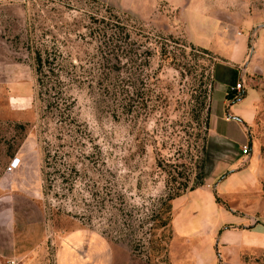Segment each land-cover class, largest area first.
Masks as SVG:
<instances>
[{"label": "rangeland", "instance_id": "rangeland-1", "mask_svg": "<svg viewBox=\"0 0 264 264\" xmlns=\"http://www.w3.org/2000/svg\"><path fill=\"white\" fill-rule=\"evenodd\" d=\"M249 7L232 63L164 9L144 20L104 0H0V196L17 157V192L46 217L35 264H192L173 200L222 179L211 174L233 150L211 139V113L243 97L230 91L243 78L260 93L250 132L264 157V0Z\"/></svg>", "mask_w": 264, "mask_h": 264}, {"label": "crops", "instance_id": "crops-1", "mask_svg": "<svg viewBox=\"0 0 264 264\" xmlns=\"http://www.w3.org/2000/svg\"><path fill=\"white\" fill-rule=\"evenodd\" d=\"M104 1L144 20L164 9L181 21L179 28L191 45L228 51L232 63L239 59L233 51L244 50L247 43L239 31L250 0ZM226 96L221 97V107L212 110L210 137L233 152L211 174L212 179L221 175L219 182L207 181L173 200V228L179 241L191 245L192 264H264V157L257 153L250 132L260 93L246 86L240 99L229 101ZM244 146L250 148L249 157L240 155ZM7 174L13 180L11 191L0 196V262L35 264L33 258L46 239V217L34 200L17 192V169ZM66 258L63 255L61 264H79L76 256Z\"/></svg>", "mask_w": 264, "mask_h": 264}, {"label": "built area", "instance_id": "built-area-1", "mask_svg": "<svg viewBox=\"0 0 264 264\" xmlns=\"http://www.w3.org/2000/svg\"><path fill=\"white\" fill-rule=\"evenodd\" d=\"M230 91L231 93H235L236 95H242V93H244L245 91V83L244 81L242 80V82H238L235 86H232L230 88ZM241 155L243 157H249L250 155V148L249 146H244L242 149H241ZM20 167V160L15 158L9 168H8V171H13V170H16ZM6 264H22L21 262L17 261L16 259H10Z\"/></svg>", "mask_w": 264, "mask_h": 264}, {"label": "water", "instance_id": "water-1", "mask_svg": "<svg viewBox=\"0 0 264 264\" xmlns=\"http://www.w3.org/2000/svg\"><path fill=\"white\" fill-rule=\"evenodd\" d=\"M261 27L264 28V25H261ZM257 30H258V29H257ZM257 30H256V31H257ZM253 53H254V48H252V53L250 54V58L253 56ZM248 65H249V64L246 63V65H245V69L248 68ZM228 116L230 117V115H228Z\"/></svg>", "mask_w": 264, "mask_h": 264}, {"label": "trees", "instance_id": "trees-1", "mask_svg": "<svg viewBox=\"0 0 264 264\" xmlns=\"http://www.w3.org/2000/svg\"><path fill=\"white\" fill-rule=\"evenodd\" d=\"M122 48H123V47H122ZM125 50H126V48H123V49H122V52H124ZM118 71H119V67H118ZM121 81H122L123 83L126 82V80H121ZM217 200H218V202H220V199L217 198Z\"/></svg>", "mask_w": 264, "mask_h": 264}]
</instances>
